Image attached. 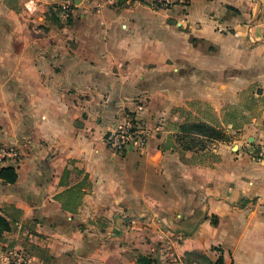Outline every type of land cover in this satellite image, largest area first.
Instances as JSON below:
<instances>
[{
  "label": "crops",
  "instance_id": "crops-1",
  "mask_svg": "<svg viewBox=\"0 0 264 264\" xmlns=\"http://www.w3.org/2000/svg\"><path fill=\"white\" fill-rule=\"evenodd\" d=\"M243 93L257 106L235 111ZM129 119L149 140L113 154L103 136ZM187 122L227 140L183 151ZM0 144L19 154L0 166L16 175L0 177V252L210 264L218 250L225 264H264V0H189L186 12L0 0Z\"/></svg>",
  "mask_w": 264,
  "mask_h": 264
},
{
  "label": "built area",
  "instance_id": "built-area-1",
  "mask_svg": "<svg viewBox=\"0 0 264 264\" xmlns=\"http://www.w3.org/2000/svg\"><path fill=\"white\" fill-rule=\"evenodd\" d=\"M106 6L120 8L125 4L145 5L154 11L180 8L186 12L189 0H101ZM64 13H69V6L63 7ZM67 18V16H66ZM150 137V130L139 125L133 119H129L125 125L108 131L103 136L105 147L113 154H120L128 149L141 151L147 144ZM19 158L15 149L0 144V166L8 161ZM256 162L264 160V156L256 154L253 156ZM1 264H31L32 257L23 247L7 246L0 252ZM210 264H225L218 250L213 251V259Z\"/></svg>",
  "mask_w": 264,
  "mask_h": 264
},
{
  "label": "trees",
  "instance_id": "trees-1",
  "mask_svg": "<svg viewBox=\"0 0 264 264\" xmlns=\"http://www.w3.org/2000/svg\"><path fill=\"white\" fill-rule=\"evenodd\" d=\"M226 140L227 137L221 127L201 122H187L180 125L179 134L176 136V141L182 146L183 151L203 150L207 143L225 142ZM0 177L7 183H14L16 180L12 169H1ZM9 230L8 222L0 215V242L3 234Z\"/></svg>",
  "mask_w": 264,
  "mask_h": 264
},
{
  "label": "rangeland",
  "instance_id": "rangeland-1",
  "mask_svg": "<svg viewBox=\"0 0 264 264\" xmlns=\"http://www.w3.org/2000/svg\"><path fill=\"white\" fill-rule=\"evenodd\" d=\"M253 104H254V101H253V99L252 100L250 99L249 94L243 93V94H241L239 107L238 106L235 107L234 110L237 111L238 108H240V106L242 107V106H247V105L251 106V108H253V107L255 108L257 105L255 106V104H254V106H253ZM202 110L203 111H209V109H207V107H202Z\"/></svg>",
  "mask_w": 264,
  "mask_h": 264
}]
</instances>
